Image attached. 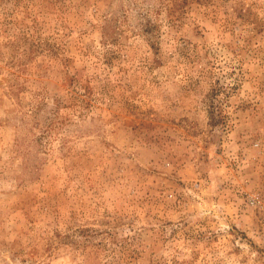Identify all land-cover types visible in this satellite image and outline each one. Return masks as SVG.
<instances>
[{
    "label": "rangeland",
    "instance_id": "1",
    "mask_svg": "<svg viewBox=\"0 0 264 264\" xmlns=\"http://www.w3.org/2000/svg\"><path fill=\"white\" fill-rule=\"evenodd\" d=\"M0 264H264V0H0Z\"/></svg>",
    "mask_w": 264,
    "mask_h": 264
}]
</instances>
